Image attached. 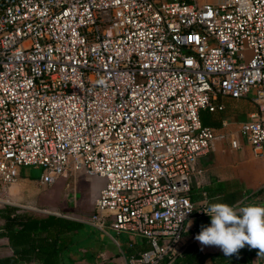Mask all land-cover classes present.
Instances as JSON below:
<instances>
[{
    "label": "built area",
    "instance_id": "obj_1",
    "mask_svg": "<svg viewBox=\"0 0 264 264\" xmlns=\"http://www.w3.org/2000/svg\"><path fill=\"white\" fill-rule=\"evenodd\" d=\"M225 97L255 110L202 125ZM215 139L263 155L264 0H0V194L24 166L42 189L94 177L91 211L56 215L143 238L126 264L171 263L187 219L210 226L188 192Z\"/></svg>",
    "mask_w": 264,
    "mask_h": 264
},
{
    "label": "crops",
    "instance_id": "obj_2",
    "mask_svg": "<svg viewBox=\"0 0 264 264\" xmlns=\"http://www.w3.org/2000/svg\"><path fill=\"white\" fill-rule=\"evenodd\" d=\"M197 1L214 3L218 0ZM220 100L224 104L222 111L205 112L208 114L207 121H211V124H207L208 126L216 127L219 125L220 119L224 118L230 122V130L235 131L238 123L247 119V115L255 110L248 98L230 99L225 97ZM201 111L203 112L200 110L199 113ZM20 173L21 168L17 181L13 183L14 186L10 184L6 187L5 195L10 196V188L18 191L21 186L25 187V184H29L33 185L30 186V190H27V195L30 197L35 184L31 182L32 180L21 177ZM100 185L97 187V192ZM188 195L195 206L217 202L226 203L237 210L246 205L264 206V149L261 157H254L250 147L242 140L240 147L236 149L230 148L227 141L213 140L209 150L200 154L195 161L194 171L189 180ZM94 199H92V203ZM70 200L72 202V198ZM56 213L58 212L49 214L61 217ZM207 221V217L192 216L185 221L181 230L185 247L194 245L201 254L206 255L202 264H264V255H258L259 249L251 248L247 244L230 256H226L218 246L202 245L195 239V236L206 226ZM2 223L0 219V225ZM95 231L90 227V232L86 233V236L84 235L91 239L90 244L81 242L77 246V252L72 255L76 259V264H126L130 255L147 247L143 238L134 236L130 240L124 233H115L116 237H114L106 232L107 238H104V242H102L94 234ZM10 255L11 250L7 246L6 238L0 237V257ZM15 264L39 263L29 261ZM167 264H174V262Z\"/></svg>",
    "mask_w": 264,
    "mask_h": 264
},
{
    "label": "trees",
    "instance_id": "obj_3",
    "mask_svg": "<svg viewBox=\"0 0 264 264\" xmlns=\"http://www.w3.org/2000/svg\"><path fill=\"white\" fill-rule=\"evenodd\" d=\"M201 112V124H211L205 113L208 111ZM0 219L3 222L0 225V237L6 238L11 250L10 256L0 257V264L29 261L39 264H76L72 255L77 252V246L81 244V231L87 225L51 214L19 212L16 207L9 205L0 207ZM205 257L194 245H189L184 247L181 256L173 262L202 264Z\"/></svg>",
    "mask_w": 264,
    "mask_h": 264
},
{
    "label": "rangeland",
    "instance_id": "obj_4",
    "mask_svg": "<svg viewBox=\"0 0 264 264\" xmlns=\"http://www.w3.org/2000/svg\"><path fill=\"white\" fill-rule=\"evenodd\" d=\"M39 173V167H21L20 176L32 180L31 182L35 184L32 188L30 197L27 195V190H30V186L33 185L27 184L29 185V187H27L25 184V187L21 186L18 191H14L13 188H10V196H8V194L5 195L6 192L0 194V207L9 205L16 207L19 212H26L33 215H46L51 212H58L60 214L66 213V215H71V213L87 214L91 211L92 199L95 198L97 187L101 184L98 179L88 177L82 173H68L66 176L57 178L52 184L42 189L37 183ZM94 192L95 196L93 195ZM70 198H72V202ZM88 232H90V227H83L81 231L82 236L79 238L81 242L90 244L89 242H91V239L85 237V234ZM106 232L116 237V232L113 230L106 229ZM83 234L85 236H83ZM94 234H96L102 242H104V238H107L105 233L97 230Z\"/></svg>",
    "mask_w": 264,
    "mask_h": 264
},
{
    "label": "clouds",
    "instance_id": "obj_5",
    "mask_svg": "<svg viewBox=\"0 0 264 264\" xmlns=\"http://www.w3.org/2000/svg\"><path fill=\"white\" fill-rule=\"evenodd\" d=\"M210 226L203 227L195 239L205 246H218L226 256L245 244L264 255V206L246 205L237 210L226 203L210 204L205 210Z\"/></svg>",
    "mask_w": 264,
    "mask_h": 264
}]
</instances>
